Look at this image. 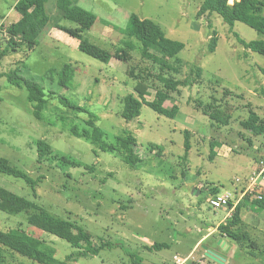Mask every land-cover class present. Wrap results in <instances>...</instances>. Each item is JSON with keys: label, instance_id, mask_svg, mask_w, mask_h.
Segmentation results:
<instances>
[{"label": "rangeland", "instance_id": "rangeland-1", "mask_svg": "<svg viewBox=\"0 0 264 264\" xmlns=\"http://www.w3.org/2000/svg\"><path fill=\"white\" fill-rule=\"evenodd\" d=\"M17 1L0 0V51L6 46L3 30L20 18L14 7ZM74 1L97 15L93 27L84 33L89 41L111 52L132 42L135 48L131 54L136 61L141 59L142 43L123 31L132 14L156 21L168 37L184 43L181 52L169 57L173 66L182 68L174 75L182 79L199 66L201 81L181 87L180 94L172 95L175 101L165 103L178 104L175 117L161 115L143 104L141 115L127 122L122 117L123 98L136 94V81L126 73L128 65L116 58L107 63L81 51L77 39L56 27L58 0H49L46 11L51 21L38 45L28 56L24 49L10 53L0 66V73H6L22 60L23 73L38 78L46 89L47 104L39 119L28 90L0 78V156L32 176L44 178L34 190L23 178L0 172V185L55 215L77 221L92 235L95 246L102 241L116 244L96 255L80 257L73 264H175L176 254L188 257V264H264V208L248 205L243 209V220L234 229L237 239H233L222 236L218 229L231 218L233 210L214 208L209 203L215 190L233 189L237 178L249 175L264 144L263 135L241 124L248 118L250 107L264 118V54L247 49L239 41V37L264 40V34L241 21L231 30L218 13L198 18L202 0ZM60 24L78 27L68 19ZM214 31L217 46L210 51ZM152 51L162 53L156 47ZM66 63H72L76 72L68 87L59 89L57 71ZM51 68L57 71L50 72ZM226 88L233 96L224 101L227 104L223 103L222 109L230 105L232 117L228 125H219L197 108L195 101L208 102L213 94L221 97ZM50 90L95 114L107 143L115 144L118 135L131 132L137 138L140 161L131 166L124 161L122 150H103L90 138L77 136L73 126L79 131L93 129L86 121L89 114L65 106L59 93L52 97ZM154 95L155 90L149 89L147 99ZM186 130L191 132V149L184 158ZM40 139L79 164L63 167L51 159L39 163ZM213 140L218 144L216 155L211 157ZM152 143L164 147L162 155L150 150ZM17 226L46 239L55 247L58 260L77 250L68 241L30 224L26 213L9 214L0 209V228ZM220 239L225 245L218 243ZM155 242H165L169 247L151 248ZM203 245L219 250L225 260L218 262L206 256ZM5 255L7 264H39L10 251L5 250Z\"/></svg>", "mask_w": 264, "mask_h": 264}, {"label": "trees", "instance_id": "trees-1", "mask_svg": "<svg viewBox=\"0 0 264 264\" xmlns=\"http://www.w3.org/2000/svg\"><path fill=\"white\" fill-rule=\"evenodd\" d=\"M49 0H18L15 4V9L20 14V18L9 24L3 33L6 34V46L0 51V66L1 60L10 53L19 52L21 49L25 50L28 56L29 51L33 50L39 43V37L44 28L51 21L50 16L46 11V3ZM74 0H58L59 19L55 22L56 27L64 30L70 36L79 40V49L90 56L110 62L112 58H116L125 62L127 66L126 73L133 78L136 83L134 90L136 94H129L123 98L122 117L127 121H132L141 115L143 104H147L157 113L168 117H175L179 112V106L176 102L172 106H166L168 100H174L172 96L175 93H181V87H188L201 81L202 69L199 66L191 68L189 74L178 79L174 73L181 72V67H175L170 63L169 57L178 54L184 48V43L181 41L168 37L163 27L154 20L147 18H140L136 14L130 17L128 27L123 31L129 38H136L142 43L140 49L141 59L134 60L131 50L135 45L125 43L118 47L114 52L104 49L95 43L89 41L84 33L91 29L97 20V15L78 4ZM264 0H234L233 3L227 0H202L197 17L201 18L212 13L220 14L224 21L228 23L233 30L235 22L241 21L258 32L264 34ZM62 19H68L78 24L77 28H68L60 24ZM212 27V23L209 24ZM0 32L2 30L0 29ZM209 50L214 51L217 46V35L213 32L210 36ZM239 41L249 50L264 54V40L246 41L239 37ZM159 48L162 52L157 54L152 51V48ZM21 61L11 70L6 73H0V78L6 77L8 83L18 88H26L29 92L28 98L34 103V113L42 119V111L46 107V89L41 81L36 77H28L23 73ZM147 62H151L148 64ZM26 64V63H25ZM28 70V68L26 69ZM56 69L51 68L50 72ZM57 71V70H56ZM76 72V67L72 63H66L57 71L59 75V89L68 87V84L73 80ZM155 90V95L152 100H148L149 89ZM57 91L50 90L49 95H57ZM233 96V92L226 88L223 96L212 95L211 100L204 101L197 99L196 107L211 119H214L219 125H228L230 123L232 113L228 112L230 105L224 110L223 103L227 98ZM60 101L68 107L87 112L89 119L86 121L93 127L91 131H79L77 127L73 126V132L79 137L90 138L95 144L101 145L103 150H122L125 154V162L133 166L140 161V156L136 153V146L138 144L137 138L129 131L123 132L117 136L115 144L107 143L103 138V130L97 126L98 117L90 113L84 107L78 106L71 102L64 95L59 93ZM175 101V100H174ZM224 111V112H223ZM249 116L241 121V124L248 130H251L256 135L264 136V118L250 107ZM185 155L188 157L191 149L189 130L185 131ZM211 157L216 153L214 149L218 144L215 140L211 141ZM264 146V144H263ZM150 150H157L159 155L164 151L163 146H156L151 144ZM263 148V147H262ZM38 162L42 163L46 159L58 161L59 165L63 167L76 166L79 163L70 157L56 152L53 147L44 139L37 141ZM260 157V154L258 158ZM257 158V159H258ZM0 172L7 175L23 178L34 190L36 186L43 180L44 176L34 177L29 172L21 169L14 164L10 159L0 156ZM262 192V199H251L248 194L241 202L234 208L231 218H227V222L218 226L222 236H229L237 239L234 229L241 224L242 211L248 205L258 209L264 208V188ZM218 193L215 190L216 194ZM232 204L230 205V207ZM0 209L9 214L26 213L30 224L41 228L45 232L56 235L68 241L77 250L67 256L65 260H58L55 256L56 249L46 239L35 236L29 233L21 226L1 229L0 228V264H7L5 250L25 257L33 262L39 264H73L80 257L88 255H96L101 249L112 247L116 244L102 241L100 245L95 246L91 241L92 235L85 231L77 221L64 218L53 214L45 207L37 202L21 196L4 186L0 185ZM162 249L169 247L165 242H155L151 248ZM178 255V254H176ZM175 256V255H174ZM173 256V258H174ZM183 257V256H182ZM175 261V259H174ZM175 264L176 261H175Z\"/></svg>", "mask_w": 264, "mask_h": 264}, {"label": "built area", "instance_id": "built-area-1", "mask_svg": "<svg viewBox=\"0 0 264 264\" xmlns=\"http://www.w3.org/2000/svg\"><path fill=\"white\" fill-rule=\"evenodd\" d=\"M264 188V146L260 152V157L253 164L251 172L245 179L237 178L233 189H226L209 197V203L214 208H228L234 210L248 194L250 198L262 199L261 189ZM232 206L230 207V205ZM174 259L177 264H188V257L175 255Z\"/></svg>", "mask_w": 264, "mask_h": 264}, {"label": "water", "instance_id": "water-1", "mask_svg": "<svg viewBox=\"0 0 264 264\" xmlns=\"http://www.w3.org/2000/svg\"><path fill=\"white\" fill-rule=\"evenodd\" d=\"M218 243L225 245V242H223L222 239H220ZM203 248L206 251V256L212 258L213 260H216L218 262H223L225 260V257L221 253H219L217 250H214L207 245H203Z\"/></svg>", "mask_w": 264, "mask_h": 264}, {"label": "crops", "instance_id": "crops-1", "mask_svg": "<svg viewBox=\"0 0 264 264\" xmlns=\"http://www.w3.org/2000/svg\"><path fill=\"white\" fill-rule=\"evenodd\" d=\"M76 39V38H75ZM79 41V40H78ZM255 162V161H254ZM254 162H253V164H254ZM253 164H252V166H253ZM252 168V167H251ZM208 235H206V236H204L202 239H200L197 243H196V246L198 245V244H202V242H204V240H205V238L207 237ZM212 249H214V248H212ZM214 250H217V249H214ZM217 251H219V250H217ZM220 252V251H219Z\"/></svg>", "mask_w": 264, "mask_h": 264}]
</instances>
